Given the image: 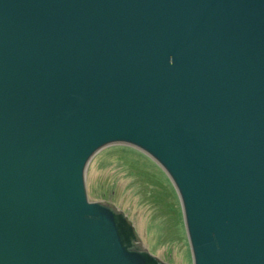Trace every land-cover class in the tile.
<instances>
[{
    "label": "water",
    "instance_id": "95a60500",
    "mask_svg": "<svg viewBox=\"0 0 264 264\" xmlns=\"http://www.w3.org/2000/svg\"><path fill=\"white\" fill-rule=\"evenodd\" d=\"M111 146L168 175L192 264H264V0H0V264H167L89 198Z\"/></svg>",
    "mask_w": 264,
    "mask_h": 264
},
{
    "label": "rangeland",
    "instance_id": "374dc122",
    "mask_svg": "<svg viewBox=\"0 0 264 264\" xmlns=\"http://www.w3.org/2000/svg\"><path fill=\"white\" fill-rule=\"evenodd\" d=\"M87 190L91 201L111 202L124 211L153 255L167 264H192L176 190L146 154L127 146L105 148L89 165Z\"/></svg>",
    "mask_w": 264,
    "mask_h": 264
},
{
    "label": "trees",
    "instance_id": "16d2710c",
    "mask_svg": "<svg viewBox=\"0 0 264 264\" xmlns=\"http://www.w3.org/2000/svg\"><path fill=\"white\" fill-rule=\"evenodd\" d=\"M135 151L139 154V155H142V156H144V154H142V153H140L139 151H137L136 149H135ZM175 195H176V193H175Z\"/></svg>",
    "mask_w": 264,
    "mask_h": 264
}]
</instances>
